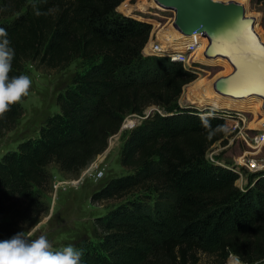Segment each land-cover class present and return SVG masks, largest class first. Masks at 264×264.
I'll list each match as a JSON object with an SVG mask.
<instances>
[{"label": "trees", "instance_id": "1", "mask_svg": "<svg viewBox=\"0 0 264 264\" xmlns=\"http://www.w3.org/2000/svg\"><path fill=\"white\" fill-rule=\"evenodd\" d=\"M125 1L0 0V28L15 50L10 78L26 75L28 63L63 71L81 62V71L57 96L59 112L47 118L37 138L0 159V240L28 232L48 214L38 192L52 186L50 166L65 177H79L107 150L127 116H144L156 107L153 116L124 134L120 165L126 174L93 195V203L116 205L96 218V241L84 238L75 244L83 250L81 264H225L230 256L264 264V173L254 174L259 178L254 187L242 192L237 174L208 161V152L226 143L234 125L179 105L196 75L180 62L150 54L155 24L126 14L173 12L150 46L168 48L176 9L157 0L127 9ZM258 2L264 6V0ZM250 17L264 43L260 19ZM195 53L206 60V53ZM210 58L208 63L222 64L228 75L235 72L228 57ZM215 82L197 81L188 100L225 109L213 104L215 97H228L214 90ZM23 114L19 102L0 116V139ZM254 116L258 129L264 123L263 99ZM202 256L208 262L201 263Z\"/></svg>", "mask_w": 264, "mask_h": 264}, {"label": "rangeland", "instance_id": "2", "mask_svg": "<svg viewBox=\"0 0 264 264\" xmlns=\"http://www.w3.org/2000/svg\"><path fill=\"white\" fill-rule=\"evenodd\" d=\"M144 1L147 0H126L122 5L128 9L130 5L136 6L138 3ZM220 1L229 2L233 0ZM236 1L247 5L249 15L260 19V24L264 31V6L259 4L258 0ZM122 9L120 7L119 12H125L124 9ZM126 14L130 16L141 15V17L152 20L155 26L151 34L150 43H156L159 39L158 33L160 29L165 28L174 17V13L171 11L162 12L156 9L148 12L136 11L133 14ZM172 23V30L168 37L166 36L168 44L165 47H168L166 48L168 50H172L171 48L175 45L172 39L183 36L174 25V21ZM195 51L196 50L188 54V57L190 64H192L194 68L193 73L196 75V79L184 87L183 93L179 99V105L190 107L197 111L198 109L204 110V116L214 115L222 117V113L218 108L208 106L206 109V107H200L188 100L190 95H192L189 89L196 84L197 81L205 79L207 85H211L220 76L229 74L225 73V67L222 64L208 63L207 60H212L210 57L203 55V58L206 60H201L196 57ZM80 66L81 62L77 60L63 71H48L30 63L26 64L25 72L26 75L30 77L32 84L29 94L20 101L24 114L18 122L17 127L13 131L8 132L4 138L0 139V159L8 152L17 151L21 143L38 137L40 129L47 118L59 112V107L56 102L57 96L72 82L74 75L81 71ZM251 91L264 94L255 89ZM251 96V98L224 96V99L216 97L212 99L213 104L225 109L234 107L238 111L246 112V114L243 115L247 117V119H245L246 123L241 122L240 129H234V127H232V129L229 130L226 143L218 142L208 152L207 159L210 163L214 164V166L226 169L225 166H240L244 161H264V146L256 148L251 144L248 136L261 129L264 130V123L259 125L258 129H254L252 125L257 108L262 99L264 102V98L257 95ZM151 108L153 107L148 108L146 113ZM208 112L213 114H209ZM138 117L139 118L129 115L125 118L120 133L109 139L107 150L98 156L87 169L82 171L79 177H65L58 172L57 167L54 165L50 166L53 181L51 188H49L47 192L37 191L41 200L49 206V212L46 216L41 218L32 229L25 232L26 236L31 233V239H36L40 235H46L49 242L52 244L53 251L61 250L67 245L75 246L78 241L84 238L96 241L94 224L96 218L106 215L110 209L115 207L116 203L106 201L93 203V195L110 179L126 174V171L120 165V150L124 141V134L140 125L144 120L145 114L144 116ZM242 170L244 175L242 180H239L236 185L242 187L244 189L242 192H245L253 188L259 178L257 175H254V173L249 172L244 166ZM99 172L103 173L100 179L97 178V173ZM75 180H80V182L75 184L73 183ZM233 257L237 260H234L237 264H245L236 256H230L225 264L233 263L234 261L231 262V258ZM208 259V256H202L201 263L208 262Z\"/></svg>", "mask_w": 264, "mask_h": 264}, {"label": "clouds", "instance_id": "3", "mask_svg": "<svg viewBox=\"0 0 264 264\" xmlns=\"http://www.w3.org/2000/svg\"><path fill=\"white\" fill-rule=\"evenodd\" d=\"M39 11L36 15H41ZM8 34L0 28V116L29 94L32 81L27 75L9 77L15 50L10 46ZM83 250L67 245L53 251L46 235L31 239L18 232L10 239L0 240V264H81Z\"/></svg>", "mask_w": 264, "mask_h": 264}, {"label": "water", "instance_id": "4", "mask_svg": "<svg viewBox=\"0 0 264 264\" xmlns=\"http://www.w3.org/2000/svg\"><path fill=\"white\" fill-rule=\"evenodd\" d=\"M167 8H175L174 25L178 31L186 36L205 33L215 42L206 48V56L212 57L216 53L217 41L234 31L238 25L254 23V18L245 16V6L234 1L220 0H157ZM264 46V45H263ZM238 73L218 78L214 84L215 90L224 96H233ZM151 108L145 112L144 119L157 112ZM139 118L138 115H132ZM123 127V126H122ZM122 130V128H121Z\"/></svg>", "mask_w": 264, "mask_h": 264}, {"label": "bare ground", "instance_id": "5", "mask_svg": "<svg viewBox=\"0 0 264 264\" xmlns=\"http://www.w3.org/2000/svg\"><path fill=\"white\" fill-rule=\"evenodd\" d=\"M241 3V2H240ZM243 5V3H241ZM245 16H247L245 10ZM175 44L172 50H168L160 45L157 49L163 52L185 51V45L194 46L196 51L205 53L206 48L215 42L205 33L195 36H180L172 39ZM264 43L259 39L255 30V21L250 24H241L232 30L226 36L217 41V47L214 56H226L235 67V73H238L236 79L234 95L232 97L242 98L251 95H257L264 98V94H258L254 91L264 93ZM156 47V46H155ZM195 51V52H196ZM207 108V107H206ZM213 109V108H212ZM235 125L234 123H232ZM231 264H237L234 261Z\"/></svg>", "mask_w": 264, "mask_h": 264}, {"label": "built area", "instance_id": "6", "mask_svg": "<svg viewBox=\"0 0 264 264\" xmlns=\"http://www.w3.org/2000/svg\"><path fill=\"white\" fill-rule=\"evenodd\" d=\"M147 20H151V19H147ZM150 46H151V43L149 42L148 50H149L150 54H154V55L162 56V57L166 56V58H168L169 60H171L173 62L182 63L187 70L193 72L194 68L192 67V64H190V60H189L188 54H190L191 52H193L195 50L194 46L185 45L184 48H183L185 51H182V52H178V51L163 52V51H160V50L157 49L158 44H156L155 45L156 47H153V48H151ZM219 110L222 113V117L221 116H218V117L223 118L226 121H230L231 123H234L235 124L233 126L234 129H240L241 122H245L246 123L245 119H247V117L245 115H243V114H246V112H242V111H238V110H231V109H219ZM198 112H199L198 113L199 116L204 117V114H203L204 110H199L198 109ZM209 114H213V113H209ZM248 136H249V141L256 148H260V147H262L264 145V130L263 129H261L258 132H255L254 134H250ZM243 166L246 167V169L249 172H251V173H254V174H262V173H264V161L260 162L259 160L244 161L243 163L240 164V166H233V167L225 166V168L238 175V180H237V182H238L239 180H242V177L244 175L243 172H242L243 171L242 170ZM102 176H103L102 172L97 173V178L98 179H100ZM79 182H80V180L79 181H77V180L73 181V183H75V184H77ZM237 187L241 191H244V189L242 187H239V186H237Z\"/></svg>", "mask_w": 264, "mask_h": 264}]
</instances>
